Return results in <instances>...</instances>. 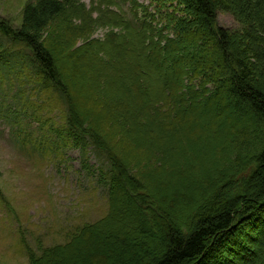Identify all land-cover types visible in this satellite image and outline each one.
<instances>
[{"label":"trees","instance_id":"trees-1","mask_svg":"<svg viewBox=\"0 0 264 264\" xmlns=\"http://www.w3.org/2000/svg\"><path fill=\"white\" fill-rule=\"evenodd\" d=\"M111 1L119 3L120 15L112 11L114 20L105 25L118 28V31H110L102 41L92 40L88 35L92 26L100 24L99 18L92 17L93 14L81 8L77 0L29 2L18 28L0 25L1 36L10 39L7 47L0 48V61L6 60L3 57L6 53L16 55L17 48L31 50L32 71L29 67L22 71L18 82H42L43 91L47 84H52L64 96L67 129L63 137L71 147L82 150V166L89 167L88 151L93 148L106 156L115 168L109 176L101 174L98 179L94 172L95 181L108 187L109 205L112 206L107 218L93 224L86 236H92L95 228L116 225L124 218L131 226L134 222L137 203L119 204L129 196L126 185H137V174L129 169L119 154L121 150H131L129 156L141 167L140 171L143 169L144 173L159 179L163 166L153 162L157 153L168 158V162L190 161L184 149L194 147L191 158L194 162L197 157L194 152L202 149L196 135L204 136L206 130L199 126L194 131L192 127L197 121L185 119L194 106L200 107L204 101L230 113L234 105L244 114L237 127L238 134L243 136L242 145L252 139L253 130L263 131L262 139L256 142L263 144L253 151L252 169L247 176L243 173L233 180L236 166L229 161L235 145L224 141L225 161L234 164L230 169H235L230 182L236 184L223 186L226 189L218 205L213 204L214 199L207 213L197 215L194 212L200 208L195 202L209 204L204 196H198H211L209 187H215L208 173L204 171L208 175L205 193L197 184L184 196L177 188L167 192V185L151 181L150 203L166 205L169 213L164 217L166 250L155 258L154 264H264V240L260 242L264 239V0H147L149 4L139 0ZM224 12L241 25L242 33L220 23V14ZM194 18L196 22L192 21ZM77 22L80 24L75 25ZM55 23L61 28L50 34ZM15 41L18 46L14 47ZM190 43L200 52L193 53ZM181 47L186 52L183 58L178 54ZM22 89L17 95L26 94ZM32 105L29 103L28 107ZM4 108L0 103V109ZM216 128L212 126L211 132L217 134ZM104 131L112 140L119 134L124 140L110 147L101 133ZM48 136L45 134L43 143L38 142L36 150L45 145ZM179 137L188 145L185 143L178 148ZM131 138L137 140L134 146L126 144ZM21 141L26 145L28 135ZM207 145L208 150L215 148L209 142ZM174 147L181 154L185 152L184 156L174 157L177 153L171 152ZM138 148H143L142 153ZM51 150L56 154L58 149L51 147ZM196 160L193 165L197 163L201 167L202 161ZM223 178H226L225 172ZM242 180H245L246 190L241 188ZM241 190L246 191V196L239 194ZM233 194L234 199H230ZM183 217L189 223L196 220V228L183 225L179 221ZM140 226L143 229L140 231L149 233L145 224L141 222ZM120 228L125 236V229ZM75 249V246L60 249L61 252L50 255L41 264H70V256L62 254L70 250L79 256L81 249ZM137 256V253L129 254L130 259L136 260ZM92 260L95 264L111 262L103 253L96 254Z\"/></svg>","mask_w":264,"mask_h":264},{"label":"rangeland","instance_id":"rangeland-1","mask_svg":"<svg viewBox=\"0 0 264 264\" xmlns=\"http://www.w3.org/2000/svg\"><path fill=\"white\" fill-rule=\"evenodd\" d=\"M34 1L36 0H0V25L6 24L13 29L18 28L22 22L24 8L29 2ZM139 1L149 4L147 0ZM77 2L81 8L91 12L92 17H98L100 20L99 25L91 27L93 30L88 34L90 39L102 41L110 31H118V28L114 29L105 25V22L110 24L113 22L115 16L112 15V11L114 14H119V9L121 10L117 1H114V4L111 0H77ZM194 19L192 21L196 22V18ZM220 23L224 27L242 33L241 25L237 24L227 12L220 14ZM76 24H80V22ZM60 28L61 26L55 23L50 28L52 31L50 34ZM84 31L86 30L84 29ZM1 35L0 33V48L7 47L10 39ZM77 44L79 43L77 42ZM13 46H18V43L15 41ZM193 46V43L189 44L190 48ZM24 48L23 50L17 48L16 55L11 52L6 53L7 55L3 56L6 60L0 61V103L5 107L4 110L0 109V264H41L50 255L61 252L60 249H70L74 246L77 250L81 249L79 256H76L75 251L70 252V250L62 254L70 256V264H83V262L95 264L92 259L98 253L108 255L111 260L108 264H154L155 258L166 250L164 217L169 213L166 205L157 202L150 203V188L153 185L151 181L167 185V192H172V189L177 188L181 196H184L186 191L194 188L197 184L205 193L208 189L205 182V177L208 175L205 173H208L210 178L215 181V187H209L212 191L211 196L206 194V196H198L199 198L204 196L209 204L207 206L195 202L200 208L194 212V215H197L203 212L207 213L213 204L218 205L223 197L221 195L226 189L223 186L231 183L230 181L233 179L232 173L235 169H230L234 167L232 165L236 166L233 179L235 181L243 173L246 175L252 169L253 153L258 150L261 143L263 144L261 141L258 144L256 142L262 139L263 131L253 130L252 139L246 145H242L240 139L243 136L238 134L237 127L239 122L243 121V111L233 105L230 113H226L219 106L211 107L202 101V105L194 106L187 113L188 117L185 116V119L197 121L192 127L194 131L199 126L206 130L204 136L196 135L200 138L202 149L194 152L197 156L195 160H201L203 165H200L201 167L197 163L193 165L195 162V160L194 162L191 160L192 152L195 151L193 145L189 149L183 148L186 152V159L190 158V161L179 159L174 163L173 160L168 162V158H163L161 153H157V158H154L153 162H157L158 166L163 167H161L159 179H154L150 174L144 173L143 169L140 171L141 167L133 161V157L129 156L131 150H121L123 147L120 148L119 154L130 166L129 169L137 174V185L134 186L130 183L128 186L126 185L129 196L119 202V204L127 206L137 203L134 222L131 226L123 217L124 220L118 221V225L101 229L95 228L94 234L88 238L87 230L93 224L107 218L112 206V204L109 205L108 187L99 185L95 180L101 174L109 176V172H115V168L106 156L93 148L88 151L89 167L85 169L82 166L84 158L82 150L71 147V143H66L63 137L64 129H67L65 123V121L67 122V105L64 102V96L62 97L58 93L59 91L57 92L55 85L47 84L43 91L42 82L40 84L25 80L18 82V75L28 67L29 70L32 67L31 50ZM191 50H194L195 54L200 52L199 48ZM185 53L181 47L178 52L179 56L183 58ZM64 59L65 57L62 58V60ZM209 71L211 74V70ZM9 78H11L10 83L8 82ZM32 87H36L34 89L36 91H31ZM19 89L26 90V94L17 95ZM29 103H33L30 108L28 107ZM17 111L19 112L17 113ZM32 111L34 114L31 113ZM196 115H199V118H196ZM214 125L217 127V134L210 130ZM114 128H116L115 125ZM106 132L101 133L105 135L106 144H110V147L124 140L121 134L116 135L119 139L122 138L121 141L118 138L112 140ZM26 134L28 141L25 145L21 140ZM45 134H49V139L45 145L40 146V150H36L37 146L43 143ZM236 136L240 138L236 139ZM194 140L189 141V144ZM224 141L235 145L231 150L229 161L234 164H228L227 159L225 161L226 150H222L226 143ZM135 142L137 140L132 139L126 144L134 146ZM178 142L177 147L186 143L181 137ZM208 142L215 148L211 147V150H208ZM22 144L23 146H21ZM51 147L58 149L56 154L52 152ZM142 150L143 148H138L140 153ZM175 151L177 153L174 157L177 156V158L185 154V152L184 154L179 153L175 147L171 149L172 153ZM241 168L242 170H240ZM239 171L242 172L239 173ZM94 172H97V179ZM224 172L225 179L223 178ZM161 177H164L165 180H162ZM235 181L231 184L235 185ZM241 188L246 190L245 180H242ZM218 190L219 193H217ZM244 190L239 191V194L245 195L246 191ZM214 199L216 203L212 204ZM230 199H234V194ZM180 212L179 210L178 213ZM184 219V217L183 220L179 219L183 225L191 229L196 228V220L189 223ZM141 222L149 229L148 234L140 231V229L143 230L140 226ZM120 226L125 229V236L121 233ZM83 233H85L84 236ZM263 240L260 242L262 243ZM133 253L138 254L136 260L129 257V254Z\"/></svg>","mask_w":264,"mask_h":264}]
</instances>
